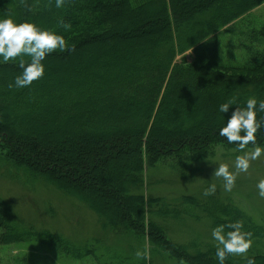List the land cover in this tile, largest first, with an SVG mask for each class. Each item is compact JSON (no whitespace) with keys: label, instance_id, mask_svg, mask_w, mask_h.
I'll return each instance as SVG.
<instances>
[{"label":"trees","instance_id":"1","mask_svg":"<svg viewBox=\"0 0 264 264\" xmlns=\"http://www.w3.org/2000/svg\"><path fill=\"white\" fill-rule=\"evenodd\" d=\"M262 3L64 0L57 8L55 0H0V18L56 30L73 49L48 55L44 76L22 89L8 87L18 62L0 64L1 176L72 198L95 213L109 237L77 243L27 225L16 202L0 193V248L27 245L96 264H218L212 238L179 241L173 229L204 218L211 230L242 220L253 234L247 255L264 264V224L229 196L168 199L142 191L146 167L169 160L192 181L199 167L190 163L213 146L237 148L218 134L232 108L222 114L218 107L234 96L240 106L252 96L264 100V28L252 30L259 43L241 65L221 62L218 33L234 31ZM257 144L264 146V128ZM145 249L147 260L136 256ZM15 261L24 264V256ZM226 264L246 261L232 256Z\"/></svg>","mask_w":264,"mask_h":264},{"label":"rangeland","instance_id":"2","mask_svg":"<svg viewBox=\"0 0 264 264\" xmlns=\"http://www.w3.org/2000/svg\"><path fill=\"white\" fill-rule=\"evenodd\" d=\"M235 27L234 31L224 28L218 33L220 60L226 65L246 63L252 54L249 47L253 49L258 46L259 42L253 38L252 30L259 31L264 28V3L252 9ZM187 56L190 59L189 54ZM252 148L253 146H247L246 150H252ZM240 154L242 153L237 148L216 144L207 154L190 163V167H199L198 176L192 181L182 180L177 170L170 165L169 160L160 161L154 167H146L147 181L142 191L147 197L161 196L170 199L182 194H203L210 183H215L217 190L214 195L223 198L229 196L256 223L264 224V199L257 195L256 189L257 181L264 179V157L253 161L247 173L238 175L235 187L230 192L223 189L222 178L212 176L220 163H228L231 166L234 164L236 155ZM1 173L0 193L16 202L20 210L19 218L27 225L32 224L36 228H47L61 233L77 243L91 241L95 237L104 241L109 239L95 213L79 202L44 185L25 186L8 181L1 176ZM211 231L208 218H204L199 222L190 223L189 227L184 225L173 229L172 236L179 241L197 235L202 236L204 240H209ZM17 256H24V264H96L92 258L69 261L54 252L43 250L32 252L27 245L13 244L10 247L0 248V264H16Z\"/></svg>","mask_w":264,"mask_h":264},{"label":"clouds","instance_id":"3","mask_svg":"<svg viewBox=\"0 0 264 264\" xmlns=\"http://www.w3.org/2000/svg\"><path fill=\"white\" fill-rule=\"evenodd\" d=\"M55 4L57 8L62 7L64 0H55ZM64 27L67 29L68 26ZM72 50L65 36L56 30L42 28L35 22H17L12 15L0 18V64L18 62L21 69L13 83L8 85L9 88L22 89L31 86L34 81L44 76V61L48 55L56 51ZM230 108L231 115L219 128L218 134L228 144H235L242 154L236 155L231 166L220 163L212 174L223 179V189L229 192L235 187L238 175L247 173L253 161L264 157V147L257 144V133L264 128V118H258V113L264 112V100L252 96L245 101L244 106H240L234 96L221 103L218 111L226 114ZM250 144L253 146L252 150H246ZM256 189L257 195L264 199V179L257 181ZM216 190L217 185L210 183L203 194L210 196ZM211 238L216 242L215 258L218 264H226L232 256L241 257L246 264H256L255 257L247 255L253 245V234L245 230L242 220L217 224L211 231ZM136 256L147 260L149 252L147 249L137 250Z\"/></svg>","mask_w":264,"mask_h":264}]
</instances>
